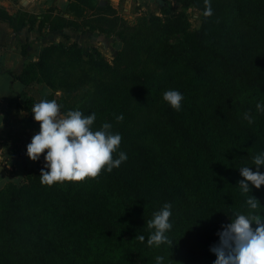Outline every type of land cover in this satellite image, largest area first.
Wrapping results in <instances>:
<instances>
[{
  "label": "trees",
  "instance_id": "obj_1",
  "mask_svg": "<svg viewBox=\"0 0 264 264\" xmlns=\"http://www.w3.org/2000/svg\"><path fill=\"white\" fill-rule=\"evenodd\" d=\"M156 1L167 9L164 0ZM87 7L96 9L97 1L67 0L66 12L81 18ZM200 8V23L191 35L183 77L178 78L181 73L176 72L162 80L141 79L140 75L132 80L121 78L102 87L80 109L85 115L96 113L94 129L104 122L114 127L116 116L122 114L123 120L127 117L131 121L128 115L153 106L167 86L177 84L175 90L184 97L181 110L175 111L165 102L161 112L164 119L146 122L147 146L122 136L119 150L127 153V161L98 177L105 182L107 194L86 193L82 188L49 194L46 227L20 213L18 202L27 191L32 190L35 199L45 192L39 177L42 168L36 166L33 172L23 165L29 182L10 185L0 215V264H21L16 258L22 255L26 264H75L77 253L62 255L59 243L87 252L89 242L104 246L108 252L115 248L120 251L119 257L97 252L94 264H156L157 256L164 257L163 264H214L217 256L210 249L219 244L223 225L231 223L236 214L249 213L248 195L259 200L261 207L255 214L264 217V185L256 189L249 182V194H243L238 186L243 179L239 168L247 166L256 171L253 157L264 152V112H258L254 101H249L255 96L264 104V26H253L245 36L232 30V23L244 13L264 21V0H232L230 15H221L212 7L213 15L207 18L204 7ZM48 18L22 13L3 19L14 28H31L36 22L39 29L63 28ZM179 42L183 43L182 39ZM165 45L175 64L181 53L169 41ZM57 49L67 50L57 44L44 46L38 61L25 65L14 79L21 85L47 81V59ZM75 50L78 58L84 55L92 66L109 67L94 49ZM131 81L138 85L137 90ZM243 86L249 89V96L242 102L234 101ZM24 100L27 108L36 104ZM249 110L252 124L243 118ZM259 171L264 173V166ZM186 189H190L191 200ZM166 202L173 205V227L167 235L174 246L149 247L147 239L153 230L147 221ZM137 235H143L145 241L135 239Z\"/></svg>",
  "mask_w": 264,
  "mask_h": 264
},
{
  "label": "rangeland",
  "instance_id": "obj_2",
  "mask_svg": "<svg viewBox=\"0 0 264 264\" xmlns=\"http://www.w3.org/2000/svg\"><path fill=\"white\" fill-rule=\"evenodd\" d=\"M96 1V9L87 7L84 17L81 18H73L66 12V7L59 8L57 14H54V8L49 9L45 14L49 17L48 20L64 25L62 29L57 30L62 31L58 41L52 44L60 45L67 50L57 49L48 57L47 81H32L21 86L27 91L23 93L24 99L36 103L42 99L56 100L62 105L61 112L66 113L68 110H80L102 87L121 78L132 80L140 75L141 79L148 77L162 80L176 72L181 73L178 78L183 77L187 62L186 52H189L191 46V35L199 26L200 7H205L204 0H164L167 4V9L164 10L156 0ZM210 2L211 7H216L221 15L231 14L232 0H210ZM20 14L22 12L17 13ZM253 26H264V21L255 15L244 13L232 23V30L236 35L245 36L252 31ZM167 29H170V32H166ZM179 38L183 43L179 42ZM167 41L176 46L181 53L175 64L171 61L172 54L165 49ZM77 47L84 52L94 49L109 67L99 69L88 63L84 55L78 58L75 50ZM21 52L24 53L23 48ZM176 85L167 86L159 94L153 106L128 115L132 120L129 121L125 117V120L114 125L112 131L129 138L138 146H147L145 124L147 121L157 122L164 119L161 113L165 103L163 94L169 89H175ZM131 86L137 90L138 85L136 86L132 81ZM248 90L244 86L239 87L234 101L242 102L249 96ZM24 99L14 103L9 118L10 121H15L17 128L20 127L22 136L10 147H6L8 152L1 159L6 173L5 180L3 179L0 184V215L5 208V195L10 185L24 186L29 182L22 166L33 172L36 166L45 167L46 152L38 161H32L26 155L27 145L33 135L39 131L40 126L33 118L32 107L27 108ZM252 100L255 105L260 103V99L255 96L249 98L251 103ZM44 187L45 192L39 194L37 199L30 190L18 202L20 213L29 215L31 220L42 227L49 225L47 199L54 191L65 194L82 188L86 193L96 191L104 195L108 191L105 182L100 178L87 179L83 182L56 183ZM186 190L191 200L193 197L192 194L190 196V189ZM111 197L121 205L119 198L113 194ZM59 245L62 255L77 253L74 258L75 264H94L93 260L95 261L97 252H105L104 254L114 257H119L120 254L118 249L108 252L104 246L96 242H89L90 250L87 252H78L76 247L68 243H59ZM16 260L26 264L24 255L17 257Z\"/></svg>",
  "mask_w": 264,
  "mask_h": 264
},
{
  "label": "clouds",
  "instance_id": "obj_3",
  "mask_svg": "<svg viewBox=\"0 0 264 264\" xmlns=\"http://www.w3.org/2000/svg\"><path fill=\"white\" fill-rule=\"evenodd\" d=\"M204 6L203 16L211 17L213 9L210 0H204ZM183 99L182 93L175 89H169L163 94V100L175 111L181 110ZM61 108L62 105L56 100L42 99L31 109L40 128L27 145L26 155L32 161H38L46 152L45 167L39 176L42 184L51 186L97 179L103 171L111 173L127 161V153L119 150L122 136L112 131L111 123L104 122L97 130L93 128L95 112L85 115L76 109L62 113ZM256 110L264 112V104L257 103ZM123 118L122 114L116 116L117 122H122ZM243 118L249 124L254 122L250 110L244 113ZM253 164L256 171L247 166L239 168L243 179L238 182V186L243 194L251 192L249 182L256 189L264 185V173L259 171L264 166V152L253 157ZM246 203L249 213L236 214L231 223L223 225V231L218 233L220 242L210 249L217 256L214 264H264V217L255 214L261 205L251 195H248ZM172 208L171 202L164 203L159 211L153 213V218L147 221V227L153 230L147 239L149 247L162 244L174 246L167 235L173 227L170 222ZM253 223L257 225L255 229ZM135 239L142 243L145 241L143 235H137ZM163 260L164 257L157 256L156 264H163Z\"/></svg>",
  "mask_w": 264,
  "mask_h": 264
},
{
  "label": "crops",
  "instance_id": "obj_4",
  "mask_svg": "<svg viewBox=\"0 0 264 264\" xmlns=\"http://www.w3.org/2000/svg\"><path fill=\"white\" fill-rule=\"evenodd\" d=\"M66 5V0H0V184L5 180L6 172L1 159L8 152L6 147L22 136L20 127L17 128L15 121L9 118L14 103L25 98H18L17 95L27 91L14 78L27 63L37 62L40 50L57 42L62 33L49 32L48 28L39 29L37 22L31 28H18L16 25L14 28L3 18H14L18 12H22L40 19L49 9L54 8L53 12L57 14L58 9Z\"/></svg>",
  "mask_w": 264,
  "mask_h": 264
}]
</instances>
